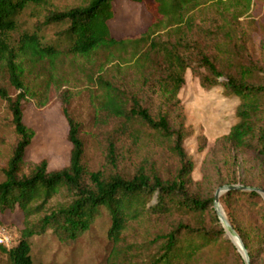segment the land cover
<instances>
[{
    "label": "trees",
    "instance_id": "16d2710c",
    "mask_svg": "<svg viewBox=\"0 0 264 264\" xmlns=\"http://www.w3.org/2000/svg\"><path fill=\"white\" fill-rule=\"evenodd\" d=\"M115 1L89 0L85 5L51 11L39 32H20L24 13L32 7L49 5L51 0H0V99L9 104L11 124L18 137L3 170L4 180L0 182V211L18 208L26 219L20 234L14 233L12 248L0 246L8 264H35L34 240H42L49 234L64 248H86L97 238V226L104 221L106 260L109 264H135L132 251L139 246L129 241L128 235L136 225L149 221L151 213L201 217L210 209L214 200L206 201L189 192L194 162L185 150L187 135L183 126L174 130L168 113L154 116L151 107L143 102L141 93L151 80L145 74L149 68L163 76L151 90L168 107L178 106L179 91L190 69L204 88L217 86L227 96L238 98L237 123L229 140L236 148L264 159V78L256 80L264 69L250 58L245 59L238 33L240 19L257 0H148L152 26L142 35L121 39L112 36L108 24L115 16ZM204 9L223 13L225 19L217 27L215 56L200 40L192 39L181 49L165 40L166 34L158 40L153 38L156 31L175 27H184L192 33L195 20L203 15ZM49 26H59L62 30L56 39L48 41L43 28ZM147 43L150 50L143 53L145 65L135 76V80H140L138 86L127 88L105 77L116 61V49H138ZM4 81L18 92L15 97L10 95ZM80 81L86 84L96 111L123 120V130L137 123L171 141V150L179 160L175 176L164 179L157 170L147 168H141L132 177L119 172H89L84 163L82 126L70 112L75 94L71 88H78ZM169 81L176 82L174 90L164 87ZM66 87L69 89L59 99L69 125L70 165L49 171L44 160L30 174H24V157L35 136L24 123V102L30 98L36 107L43 108L51 101L54 91ZM113 150L111 160H114ZM234 196L261 198L258 192L233 190L221 197L222 203ZM230 223L252 260L253 250H258L260 241H264V230L259 232L260 240L250 244V238ZM172 224L168 231L156 233L150 241L157 250L144 264H227L225 256L230 250L239 263L245 264L232 241L225 237L224 227ZM204 254L208 260L202 262Z\"/></svg>",
    "mask_w": 264,
    "mask_h": 264
},
{
    "label": "rangeland",
    "instance_id": "374dc122",
    "mask_svg": "<svg viewBox=\"0 0 264 264\" xmlns=\"http://www.w3.org/2000/svg\"><path fill=\"white\" fill-rule=\"evenodd\" d=\"M88 2L89 0H51L49 5L32 7L20 18V32H39L51 11H64ZM147 2L148 0L142 3L134 0H116L113 6L115 16L108 23L112 36L121 39L144 34L154 22ZM222 14L204 9L203 15L195 20L196 26L192 33L184 27H175L172 30L156 31L153 38L158 40L162 34H166L165 40L176 43L181 49L189 45L192 39L200 40L215 56L218 50L217 27L225 22ZM239 23V45L242 54L247 61L250 58L264 69V0L255 1L251 11L244 15ZM43 29V36L48 41L56 39L57 33L62 30L59 26ZM15 38H19V33L15 34ZM149 50V43L138 49H116V61L107 69L105 77L115 79L127 88L138 86L140 80H135V76L141 73L145 65L143 53ZM221 64H224V60H221ZM145 74L151 80L141 95L143 102L151 107L152 115L168 113L171 127L179 130L183 126L186 132L185 150L194 162L190 194L206 201H215L219 192V205L225 219L229 223L233 222L241 233L249 237L250 244L260 240L259 232L264 230V194L259 193L261 198L234 196L225 203L221 200V197L231 192L224 190L226 187L245 186L259 188L264 192V159L253 152L236 148L229 140L231 130L237 123L236 113L240 100L227 96L220 87L204 88L193 69H190L186 72L185 84L179 91L178 106L168 107L151 90V87L158 86L163 76L151 68L147 69ZM261 78H264V73L256 80L260 81ZM3 84L12 97L18 94L6 81ZM164 87L174 90L176 82H166ZM67 89L69 87L54 91L51 101L43 108L36 107L35 101L30 98L24 102V123L35 133L24 157V174H30L44 160L48 162L49 171H59L70 165L72 145L68 140L69 125L62 113L59 99ZM71 90L75 91V94L70 112L82 126L84 163L89 172H119L126 177H132L141 168H147L148 171L157 170L164 179L175 176L179 160L171 150V141L137 123L123 130V120L96 111L83 81L78 83V88ZM11 120L8 102L0 99V182L4 180L3 170L18 142ZM112 149L114 160L110 158ZM213 204L201 217L151 213L149 221L141 226L136 225L134 232L128 235L129 241L138 243L139 246L132 251L135 264H144L156 252L157 247H152L150 241L156 233L168 231L172 223L199 224L209 229L223 227ZM25 220L24 213L18 208L0 211V224L10 227L15 234H20L23 230ZM104 223L106 224V221L97 226V238L90 241L86 248H64L61 243L53 240L51 234L42 240H34L35 264H109L106 260L108 252L104 239ZM225 237L232 241L242 257V262L247 264L238 240L227 231ZM260 242L258 250H253L254 257L252 260L249 258V264H264V241ZM207 260L204 254L202 262ZM225 261L227 264H241L232 250L225 256ZM0 264H8L7 256L1 250Z\"/></svg>",
    "mask_w": 264,
    "mask_h": 264
},
{
    "label": "water",
    "instance_id": "95a60500",
    "mask_svg": "<svg viewBox=\"0 0 264 264\" xmlns=\"http://www.w3.org/2000/svg\"><path fill=\"white\" fill-rule=\"evenodd\" d=\"M224 190H227V191H233V190L254 191V192H258V193L264 194V192L261 189H259V188H249V187H245V186L226 187V188H224ZM219 198H220V196H219V192H218L216 194V196H215V201H214L215 210L217 211V214H218L219 218L221 219L223 227L225 228V230L228 233H230L232 236H235V237L238 238L239 247H240L241 253L244 256V259H245L246 263L249 264L248 252H247L244 244L242 243L239 235L232 228L230 223L225 219L224 214L221 212L220 205H219Z\"/></svg>",
    "mask_w": 264,
    "mask_h": 264
},
{
    "label": "built area",
    "instance_id": "2783aa9c",
    "mask_svg": "<svg viewBox=\"0 0 264 264\" xmlns=\"http://www.w3.org/2000/svg\"><path fill=\"white\" fill-rule=\"evenodd\" d=\"M15 243V234L6 226L0 225V246L6 249L12 248Z\"/></svg>",
    "mask_w": 264,
    "mask_h": 264
},
{
    "label": "bare ground",
    "instance_id": "6f19581e",
    "mask_svg": "<svg viewBox=\"0 0 264 264\" xmlns=\"http://www.w3.org/2000/svg\"><path fill=\"white\" fill-rule=\"evenodd\" d=\"M235 237V236H234ZM237 240H238V238L237 237H235ZM239 242V241H238Z\"/></svg>",
    "mask_w": 264,
    "mask_h": 264
}]
</instances>
